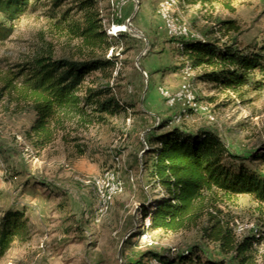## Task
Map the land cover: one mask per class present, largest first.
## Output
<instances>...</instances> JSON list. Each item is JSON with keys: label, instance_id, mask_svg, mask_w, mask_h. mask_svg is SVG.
Returning <instances> with one entry per match:
<instances>
[{"label": "rangeland", "instance_id": "rangeland-1", "mask_svg": "<svg viewBox=\"0 0 264 264\" xmlns=\"http://www.w3.org/2000/svg\"><path fill=\"white\" fill-rule=\"evenodd\" d=\"M110 1L99 3L102 27L114 38L107 57L117 55L109 85L115 92L117 85L123 100L135 97L139 100L136 110L170 117L176 125L214 130L236 154L247 155L264 142V88L239 97L230 90L195 83L190 78L198 103L208 108L216 122L209 123L201 114L179 118L180 106L169 107L158 88L174 91L183 80L181 73L166 81H161L160 76L152 77L155 70L179 60L176 40L166 35L157 15L159 0H151L149 8L142 9L132 1L136 9L129 18L116 9V0H112L113 5ZM41 5L16 21L11 38L0 44V148L5 151L0 155V210L24 211L30 234L25 243L15 241L0 258V264H143L146 258L141 255L147 251L174 256L199 243L195 231H149L156 243L152 247H140L138 237L130 235L140 231L142 218L136 211L140 169L129 167L131 157L138 153L140 157L143 143L141 125L131 113L127 119L108 118L107 124L79 128L76 132L67 128L41 150L28 141L26 134L35 116L22 101L20 88L25 74L16 78V66L41 47H50L54 58L75 59L83 48L79 40L58 30L45 16L47 0H41ZM174 16L195 36L217 29L212 23L233 20L241 45L264 43V0H227L209 5L180 1ZM116 17L123 21L122 26L113 25ZM121 32L128 35L127 45L116 39ZM99 76L91 75L85 85L91 81L106 84L105 80H96ZM116 156L124 163L120 176L125 190L99 217L94 180ZM41 181L46 185H39ZM255 207L248 198H239L228 208L233 218L230 226L236 236L260 234L262 240L255 246L254 264H264V214L260 216ZM238 226L247 228L239 233ZM207 248L214 250L210 244Z\"/></svg>", "mask_w": 264, "mask_h": 264}, {"label": "trees", "instance_id": "trees-1", "mask_svg": "<svg viewBox=\"0 0 264 264\" xmlns=\"http://www.w3.org/2000/svg\"><path fill=\"white\" fill-rule=\"evenodd\" d=\"M101 1L47 0L45 16L58 30L79 40L83 48L75 59L54 58L50 47H41L16 66V78L25 74L20 88L22 101L35 116L26 134L28 141L41 150L67 128L76 132L79 128L107 124L108 118L127 119L131 113L141 125L143 138L141 155L131 157L129 167L140 169V201L136 211L142 219L150 216L151 232L195 231L200 240L174 256L147 251L141 255L146 258L143 264L150 259L163 264H254L255 246L262 237L236 236L228 208L246 197L260 216L264 214V142L247 155L236 154L214 130L176 125L170 117L136 110L139 100L135 97L123 100L117 85L116 92L109 85L117 55L107 57L114 38L102 27ZM179 1L209 5L224 4L227 0ZM41 6V0H0V44L11 38L16 21ZM112 22L123 25L119 17ZM212 24L217 29L211 28L197 37L174 38L180 62L162 71L181 73L189 67L195 73L192 82L230 90L239 97L262 90L264 43L241 45L233 20ZM216 33L220 37H215ZM127 36L121 32L116 39L127 45ZM224 38L227 40L223 41ZM93 74H99L96 80H105L106 84L91 81L86 86ZM4 154L0 148V155ZM113 163L114 158L106 170ZM39 185L46 183L41 181ZM139 234L140 231H134L130 235L134 238ZM29 238L24 211L0 210V258L15 241L25 243ZM209 244L214 250L207 248Z\"/></svg>", "mask_w": 264, "mask_h": 264}, {"label": "built area", "instance_id": "built-area-1", "mask_svg": "<svg viewBox=\"0 0 264 264\" xmlns=\"http://www.w3.org/2000/svg\"><path fill=\"white\" fill-rule=\"evenodd\" d=\"M179 0H161L157 5V15L162 21L166 35L170 38L197 37L190 33L188 27L180 24L174 16L178 9ZM110 3L113 5L112 0ZM116 9H120V3L116 2ZM144 76L145 73H143ZM183 80L174 91L159 87L158 92L169 107L180 106L181 115L179 118H188L187 111L193 114H201L209 123H215L216 117L209 112L208 108L197 101L194 85L189 81L193 77V72L189 67H185L181 72ZM177 117V119H179ZM124 167L123 160L118 156L114 158L113 167L94 180L95 194L98 202L97 216L105 215L110 209L113 200L124 193L125 185L120 176V171ZM140 234L138 236L140 247H152L156 243L149 234L150 216H146L139 224ZM247 226H238V232L242 233ZM146 264H163L157 259H150Z\"/></svg>", "mask_w": 264, "mask_h": 264}, {"label": "crops", "instance_id": "crops-1", "mask_svg": "<svg viewBox=\"0 0 264 264\" xmlns=\"http://www.w3.org/2000/svg\"><path fill=\"white\" fill-rule=\"evenodd\" d=\"M132 1H135L136 2V8H140L142 9L144 6H146L147 8H149L150 6V1L151 0H140V1H137V0H116V2H119L120 3V10H122V13H123V17L124 18H129L128 15H131V13H133V11L136 9L134 7V5L132 4ZM161 0H159L160 2ZM158 2V3H159ZM139 5V6H138ZM158 5V4H156ZM135 8V9H134ZM161 21V20H160ZM162 23V21H161ZM213 25V24H212ZM215 37H220L219 33H216L214 35ZM180 62V58L178 60V62L176 63H172V65L174 64H178ZM169 65H165L164 66V69L166 67H168ZM178 73H167V72H163L162 69H158V70H155V72H153V75L152 77L155 79L157 78V76H160V80L161 81H166L165 79L167 77H170V76H176ZM195 75V73H193V76ZM209 86V85H208ZM153 115V114H152Z\"/></svg>", "mask_w": 264, "mask_h": 264}, {"label": "bare ground", "instance_id": "bare-ground-1", "mask_svg": "<svg viewBox=\"0 0 264 264\" xmlns=\"http://www.w3.org/2000/svg\"><path fill=\"white\" fill-rule=\"evenodd\" d=\"M117 33V32H116Z\"/></svg>", "mask_w": 264, "mask_h": 264}]
</instances>
